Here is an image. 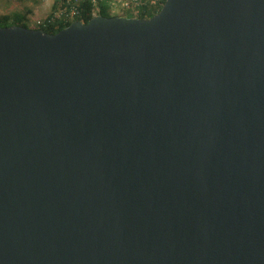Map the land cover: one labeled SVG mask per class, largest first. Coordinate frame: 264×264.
Instances as JSON below:
<instances>
[{"label":"water","instance_id":"1","mask_svg":"<svg viewBox=\"0 0 264 264\" xmlns=\"http://www.w3.org/2000/svg\"><path fill=\"white\" fill-rule=\"evenodd\" d=\"M0 264H264V0L0 27Z\"/></svg>","mask_w":264,"mask_h":264},{"label":"built area","instance_id":"2","mask_svg":"<svg viewBox=\"0 0 264 264\" xmlns=\"http://www.w3.org/2000/svg\"><path fill=\"white\" fill-rule=\"evenodd\" d=\"M161 0H51L49 13L42 19L35 21V27H45L58 23L70 24L72 21H80L84 13L85 5H89L92 9L91 18L99 15L98 12L102 7H106L110 13L111 9L118 8L123 12L130 13L132 17L138 18L142 10L149 6H160ZM162 7V6H161ZM113 15H111L112 17ZM123 17H128L121 15Z\"/></svg>","mask_w":264,"mask_h":264},{"label":"rangeland","instance_id":"3","mask_svg":"<svg viewBox=\"0 0 264 264\" xmlns=\"http://www.w3.org/2000/svg\"><path fill=\"white\" fill-rule=\"evenodd\" d=\"M50 2L51 0H0V15L24 16L26 26L36 28L35 21L44 18L49 13ZM111 15L132 17L130 13L123 12L118 8L111 9L109 16Z\"/></svg>","mask_w":264,"mask_h":264},{"label":"trees","instance_id":"4","mask_svg":"<svg viewBox=\"0 0 264 264\" xmlns=\"http://www.w3.org/2000/svg\"><path fill=\"white\" fill-rule=\"evenodd\" d=\"M164 1L165 0H161L159 2L160 6H157V7L149 6L148 8H145L144 10H142L140 12V14L137 17L138 18H150L151 16H153L154 14H156L160 10ZM91 11H92L91 7L86 4L85 8H84V13L80 18H78V20H81L83 23H87L91 19ZM98 14L105 16V17H111V16H109V12H108L106 7H102L99 10ZM25 19L26 18L24 16H19L16 14H13L12 16L0 15V27H9L12 25H16V26H22L25 28H29V29H42L45 33L56 34L57 32H59L60 30H62L63 28H65L69 25L68 23H66V24L58 23L55 25H48L45 27L30 28V27L26 26V24L24 22Z\"/></svg>","mask_w":264,"mask_h":264}]
</instances>
